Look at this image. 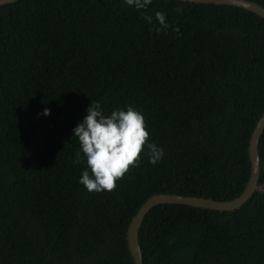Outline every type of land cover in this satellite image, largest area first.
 Listing matches in <instances>:
<instances>
[{
    "label": "trees",
    "instance_id": "16d2710c",
    "mask_svg": "<svg viewBox=\"0 0 264 264\" xmlns=\"http://www.w3.org/2000/svg\"><path fill=\"white\" fill-rule=\"evenodd\" d=\"M157 11L172 26L160 33ZM91 101L105 116L133 107L164 153L153 165L145 149L110 193H89L83 156L74 163L73 129ZM263 114L264 18L249 10L180 0L1 6L0 264H135L128 229L150 197L244 192ZM259 156V189L239 209L154 207L139 229L144 264H264V132Z\"/></svg>",
    "mask_w": 264,
    "mask_h": 264
},
{
    "label": "clouds",
    "instance_id": "9594fccd",
    "mask_svg": "<svg viewBox=\"0 0 264 264\" xmlns=\"http://www.w3.org/2000/svg\"><path fill=\"white\" fill-rule=\"evenodd\" d=\"M124 3L136 10H144L152 0H124ZM143 19L149 24L153 23V16L146 14ZM154 19L159 25H153L157 33L172 27L166 21L164 12H155ZM172 30L180 33L179 27ZM43 115H49V111L45 109ZM73 136L79 142L74 163H81L83 156L86 164L79 183L89 193L114 191L117 181L139 166L145 149L149 163L153 165L164 155L161 148L149 142L150 134L145 119L131 106L126 110H113L110 115L105 116L100 103L91 101L85 118L73 129Z\"/></svg>",
    "mask_w": 264,
    "mask_h": 264
},
{
    "label": "water",
    "instance_id": "95a60500",
    "mask_svg": "<svg viewBox=\"0 0 264 264\" xmlns=\"http://www.w3.org/2000/svg\"><path fill=\"white\" fill-rule=\"evenodd\" d=\"M17 0H0V7L16 2ZM191 3L217 4L241 7L264 18V7L247 0H180ZM264 132V114L258 121L250 141L249 152L252 164L251 176L244 192L231 201H215L205 198L180 196L177 194H158L150 197L139 209L132 219L128 229V246L135 264H144L142 251L139 244V229L147 214L161 204H181L201 207L217 211H233L242 207L259 189L261 173L259 141Z\"/></svg>",
    "mask_w": 264,
    "mask_h": 264
}]
</instances>
